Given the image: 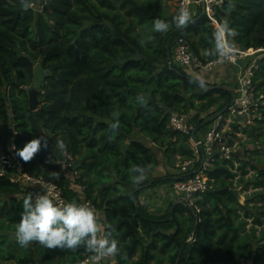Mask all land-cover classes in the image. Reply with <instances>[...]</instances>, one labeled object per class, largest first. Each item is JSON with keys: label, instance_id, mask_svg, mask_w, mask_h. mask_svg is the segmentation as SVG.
Returning a JSON list of instances; mask_svg holds the SVG:
<instances>
[{"label": "trees", "instance_id": "obj_1", "mask_svg": "<svg viewBox=\"0 0 264 264\" xmlns=\"http://www.w3.org/2000/svg\"><path fill=\"white\" fill-rule=\"evenodd\" d=\"M36 1L30 0L32 7L25 11L20 0H0V149L8 150L12 135L16 150L47 137V149L31 162L21 160L23 170L47 179L58 172L53 180L68 200H88L103 210L105 226L117 229L127 254V260L115 257L117 264H264V105L252 123L237 118L230 123L229 143L241 132L246 135L242 144L253 146L243 156L216 157L206 171L209 188L196 199L198 211L177 201L164 212L150 213L139 193L156 181L149 184L147 177L134 184L128 172L133 164L147 172L158 166V151L176 171L194 157L189 135L170 126L172 113H228L230 90L190 83L193 75L168 62L178 35L206 58L204 50L212 45L205 33L210 37L215 27L210 18L197 14L186 29L173 25L166 33H154L155 40L142 47L138 41L155 18L170 21L174 16L165 7L168 0H39V9L33 7ZM224 17L239 33L238 48L264 45V0H224L216 6L215 18ZM36 62L44 70L40 83ZM254 80L264 93V56ZM32 90L36 109L29 106ZM137 95L147 103H136ZM113 112L121 113V127L110 143ZM58 138L78 164L81 195L55 162ZM251 171L252 178L246 177ZM244 181L256 197L243 203L230 188ZM24 188L0 174V264H80L90 254L84 248L49 250L37 242L24 248L11 236L21 219ZM252 200L259 204L250 205Z\"/></svg>", "mask_w": 264, "mask_h": 264}, {"label": "built area", "instance_id": "obj_2", "mask_svg": "<svg viewBox=\"0 0 264 264\" xmlns=\"http://www.w3.org/2000/svg\"><path fill=\"white\" fill-rule=\"evenodd\" d=\"M46 1L48 0H43V2ZM221 4L220 0H176L174 15L183 5L189 8L192 17L200 12V14H206L213 22L216 21L215 8ZM237 49V55L233 60L228 61V63L237 65L238 73L235 78L236 96L227 106V114L223 113L224 111L219 113L211 121L203 135L193 133V126L184 114L172 113L170 115V126L189 135V141L194 151V157L179 164L180 167L176 171L179 174L175 175L173 185L178 193V201L191 206L195 211L199 210L196 203L197 197L209 188L206 171L216 157H230L238 154V150L234 148V143H229L230 135L228 133L231 130L228 128L230 123L233 122L234 118L240 119L246 124L252 123L257 110L264 105V93L258 92L254 80L259 59L264 56V45L249 49ZM215 61V57L206 59L199 57L194 52L190 41L183 35L177 36L168 60L171 65L204 71L213 69L218 64ZM13 145H15L14 135H12L8 150L0 155V174L13 182L22 184L27 188V194L31 193L34 197L37 194H48L55 202H70L64 195L63 188L56 181L25 172L21 159L15 154L16 149L12 148ZM55 162L60 166L62 175L69 181L70 187L77 190L81 189L78 181L80 170L74 155L69 150L66 153L60 151ZM83 202L90 203L88 200ZM91 205L93 206V204ZM101 264L107 263L101 261Z\"/></svg>", "mask_w": 264, "mask_h": 264}, {"label": "clouds", "instance_id": "obj_3", "mask_svg": "<svg viewBox=\"0 0 264 264\" xmlns=\"http://www.w3.org/2000/svg\"><path fill=\"white\" fill-rule=\"evenodd\" d=\"M220 2L223 3V0ZM20 5L25 11L32 7L30 0H20ZM228 6L235 7L231 2ZM193 22L191 11L182 5L170 21L155 18L145 37L138 42L144 47L155 40L154 33H166L173 25L176 29L183 30ZM238 35L237 29L230 26L228 18H221L215 24L210 37L205 33V38L212 46L205 49L203 54L206 57H215V62L221 65L233 60L238 53L235 43V37ZM189 82L198 83L200 87L205 86V80L201 77H193ZM135 101L141 106L147 103L142 95H137ZM120 115L119 112L112 113L114 122L109 126L110 135L107 137L110 143L115 141L121 127ZM47 147V137L41 136L27 142L22 149L16 150L15 154L28 163ZM56 147L62 153L67 152V144L63 139H57ZM12 148L15 149V145ZM128 172L134 184H141L146 179L147 170L143 166L133 164ZM49 175L58 179L60 173L54 171ZM22 201L21 219L14 232L16 242L21 247L26 248L37 242L49 250L76 252L84 248L90 255L80 264H101V261L117 256L127 260V254L121 247L119 232L112 224L105 226L101 222L100 214L90 203L77 200L55 202L48 194H37L34 197L31 193L25 195Z\"/></svg>", "mask_w": 264, "mask_h": 264}, {"label": "crops", "instance_id": "obj_4", "mask_svg": "<svg viewBox=\"0 0 264 264\" xmlns=\"http://www.w3.org/2000/svg\"><path fill=\"white\" fill-rule=\"evenodd\" d=\"M172 12H174V10H172ZM197 14H200V12ZM213 23L216 24L217 22L214 20ZM198 72L201 78H203L206 82H208V83L205 82V86H204L205 88H207V86L209 87L210 85H214V84L216 85L226 84L235 88V78H236V74L238 73V67L235 64L226 62L223 65L217 64L211 70L204 71L199 69ZM193 76L198 77L195 75ZM189 112L191 113V116L194 117L197 114H199L200 117L197 118L198 121L200 118L205 117L206 114L208 113V111H195V110H190ZM186 118L188 122L193 126V130H194L195 127H197L196 124L191 123L188 116H186ZM206 129H208V126L198 128L195 134L203 135ZM154 148L156 147L154 146ZM159 159H160V164L155 168H153L152 170L148 171L146 175V178L148 177V179L150 180L149 184L153 180L156 181V183H154L153 185L150 184L148 187H146L139 193L140 203L143 206H145L150 213L164 212L166 210V207L169 206L171 202L174 203L175 201L176 202L178 201V193L173 185L174 180L171 179V177L176 175V170H174L164 162L163 154H161L160 152H159ZM157 178H159L160 180H157ZM24 189L25 191L27 190V188ZM78 191L81 195L82 194L81 189H78ZM97 212L100 214L102 218L101 222L105 225L106 222H105L104 211L97 209ZM106 263L117 264L115 258L106 260ZM215 264H224V263H215ZM238 264H246V263L241 261Z\"/></svg>", "mask_w": 264, "mask_h": 264}, {"label": "rangeland", "instance_id": "obj_5", "mask_svg": "<svg viewBox=\"0 0 264 264\" xmlns=\"http://www.w3.org/2000/svg\"><path fill=\"white\" fill-rule=\"evenodd\" d=\"M176 1V0H175ZM175 1L174 0H169V1H167V4H166V6L165 7H167L168 9H169V11L170 12H172V10H174L175 11V8H176V4H175ZM40 5V2H39V0H37L34 4H33V7L34 8H36V9H39V6ZM39 63H37L36 62V68H35V71H36V73H37V83H40V81L42 80V76H43V74H44V70L38 65ZM194 68H191V67H187V68H185V70L187 71V73H189V74H193V75H195V76H198V77H201L200 76V74H199V72H198V70L197 69H195V70H193ZM206 82V81H205ZM206 83H208V82H206ZM185 116H188L189 117V119H190V121H191V123H194V124H196L197 123V121H198V119L197 118H199L200 116H199V114H197L195 117L194 116H191V113L190 112H188L187 114H184ZM244 125V124H243ZM228 129H231V130H233L234 128H233V126L231 127V125H229V128ZM138 134V133H137ZM142 138H143V140L146 142V143H152V142H150V139L149 138H147V137H144V136H142ZM233 140H235V142H234V148L236 149V150H238V154H239V156H243V153H244V149L247 147V148H250V147H252L253 145H252V143H245V145L244 144H242V142L243 141H245L246 140V135L245 134H243V133H236V136H234L233 137ZM4 151H2L1 149H0V155L3 153ZM158 152H160V151H158ZM161 153V152H160ZM172 170V169H171ZM167 171V170H166ZM168 172V171H167ZM252 171H251V173L249 174V175H247L246 177H248V178H252ZM237 178L238 177H236L234 180H237ZM245 182V183H244ZM244 182H241L239 185H237L236 184V182H235V187L236 188H238L239 189V191H240V194H241V199H240V201L241 202H245V200H247L248 198H250V199H255V194H253L254 193V191H255V189L254 188H252V185L251 184H249V183H246V181H244ZM245 187H248V188H245ZM249 199V200H250ZM256 205V204H259V202L257 201V200H252L251 202H250V205ZM252 211L253 212H256L257 211V209H252ZM249 221H251V218H249ZM250 224H248V226H249ZM3 264H13V263H8V262H6V263H3Z\"/></svg>", "mask_w": 264, "mask_h": 264}, {"label": "water", "instance_id": "obj_6", "mask_svg": "<svg viewBox=\"0 0 264 264\" xmlns=\"http://www.w3.org/2000/svg\"><path fill=\"white\" fill-rule=\"evenodd\" d=\"M170 51L168 50V57H170ZM33 85H35V83H33ZM37 87V86H36ZM213 86H207V89L208 88H212ZM214 87H221V88H225V89H228V90H230V92H231V94H232V99H231V102L234 100V98H235V96H236V91H235V88L234 87H232V86H230V85H226V84H218V85H215ZM151 100H152V97L150 98ZM29 106L32 108V109H36V107H37V105H36V103H37V93L35 92V91H31L30 92V98H29ZM230 102V103H231ZM221 112H223V110L222 109H219V110H217V111H215V112H213L212 114H210V115H208V116H206L204 119H203V121L197 126V127H195V129L193 130V133H195L196 132V130L198 129V128H200L201 126H203V125H205V124H208V123H210L213 119H215V117L219 114V113H221ZM128 146H129V143L128 142H126L125 143V145H124V150L125 149H127L128 148ZM203 153V152H202ZM230 190L232 191V193L240 200L241 199V194H240V191H239V189L238 188H236V187H234V188H230ZM131 195H133V193H134V190H132L131 192ZM135 199V198H134ZM174 203H176V201L174 202ZM192 211H194V209L191 207V206H188ZM11 236L13 237V238H15V235H14V233H11ZM180 257H181V253H180ZM179 257V258H180Z\"/></svg>", "mask_w": 264, "mask_h": 264}]
</instances>
